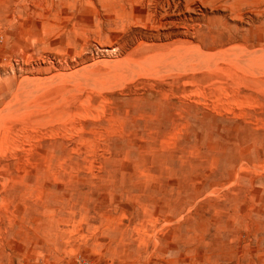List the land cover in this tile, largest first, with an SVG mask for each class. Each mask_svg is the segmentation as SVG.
Here are the masks:
<instances>
[{"label":"rangeland","instance_id":"obj_1","mask_svg":"<svg viewBox=\"0 0 264 264\" xmlns=\"http://www.w3.org/2000/svg\"><path fill=\"white\" fill-rule=\"evenodd\" d=\"M264 264V0H0V264Z\"/></svg>","mask_w":264,"mask_h":264},{"label":"built area","instance_id":"obj_2","mask_svg":"<svg viewBox=\"0 0 264 264\" xmlns=\"http://www.w3.org/2000/svg\"><path fill=\"white\" fill-rule=\"evenodd\" d=\"M77 264H87V261L86 260H81Z\"/></svg>","mask_w":264,"mask_h":264}]
</instances>
